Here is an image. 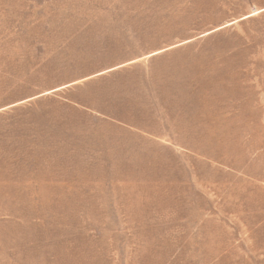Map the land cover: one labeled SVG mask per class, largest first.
<instances>
[{
	"label": "rangeland",
	"instance_id": "374dc122",
	"mask_svg": "<svg viewBox=\"0 0 264 264\" xmlns=\"http://www.w3.org/2000/svg\"><path fill=\"white\" fill-rule=\"evenodd\" d=\"M0 264H264V0H0Z\"/></svg>",
	"mask_w": 264,
	"mask_h": 264
}]
</instances>
